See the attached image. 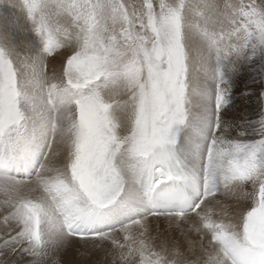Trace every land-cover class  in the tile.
Returning <instances> with one entry per match:
<instances>
[{
  "label": "snow or ice",
  "instance_id": "1",
  "mask_svg": "<svg viewBox=\"0 0 264 264\" xmlns=\"http://www.w3.org/2000/svg\"><path fill=\"white\" fill-rule=\"evenodd\" d=\"M19 7L0 28V256L46 264L77 237L112 264H264V90L258 119L226 118L244 72L264 87V0Z\"/></svg>",
  "mask_w": 264,
  "mask_h": 264
},
{
  "label": "rangeland",
  "instance_id": "2",
  "mask_svg": "<svg viewBox=\"0 0 264 264\" xmlns=\"http://www.w3.org/2000/svg\"><path fill=\"white\" fill-rule=\"evenodd\" d=\"M257 2H259V0H257ZM15 3H17V1ZM49 61L56 63L57 59L53 58ZM49 61H48V63H49ZM48 66H49V64H48ZM242 75L247 76V80L244 82H242L240 80V77ZM242 75L238 78L239 80L237 79V81H236V84H235V87L233 90V96H232L233 103H232V106L228 109L227 119L243 120L246 116L252 117L253 119H258V113L260 111V106H259V101H258V93L260 91L264 90V87H262V85L260 83L253 84L251 79L249 78V75L246 72H244ZM244 89H248L249 92L252 93V95L243 96L241 93ZM253 116H256V117L254 118ZM0 199H2V196H0ZM3 215H4V213H2V211H0V234H3V223H2ZM160 227H161V229H163L164 227H166V225L162 224ZM187 227H188V225H185V228H187ZM153 235H155V231L153 232ZM193 238L195 239V234L193 235ZM68 243L64 244L66 248H64V246H61L62 248L60 247L62 251L60 250V248L49 249L48 254L46 255V257H44V260L47 262L46 264H58L59 262H61L59 264H83V263L84 264H87V263L88 264H103V263L104 264H106V263L112 264L113 255H112V251H110L111 246L108 245L107 243H105L103 246H95V247L93 246L92 243H88L90 246L89 247V246H87L88 244H85L83 241H74L72 244L73 246H71V243H70V245ZM105 247L109 248V250L106 249ZM80 251L82 253H80ZM108 252L110 255L108 254ZM65 253H67L68 256ZM13 256H14V258L16 257L15 259H17L14 264H30V261L33 259L32 257H29V256H22L19 253H17L16 255H11L9 257H13ZM5 257L6 256H0V262L7 261V259ZM50 257L52 259H50ZM81 257H83V258H81ZM77 258H78V260H77ZM24 259L27 261L25 262ZM68 260H69V262H68ZM101 261H102V263H101Z\"/></svg>",
  "mask_w": 264,
  "mask_h": 264
},
{
  "label": "bare ground",
  "instance_id": "3",
  "mask_svg": "<svg viewBox=\"0 0 264 264\" xmlns=\"http://www.w3.org/2000/svg\"><path fill=\"white\" fill-rule=\"evenodd\" d=\"M17 1V3H15ZM21 3V0H0V28H9V27H13V26H15V25H24L25 24V17H24V13L21 11V9H20V7H19V4ZM13 30H14V28H13ZM16 35H17V37H18V39H22L23 37H22V34L21 33H19V32H16L15 33ZM53 58H55V59H57V62L56 63H54V62H51V61H49V66H48V69H49V74H51V72H52V70L53 69H55V70H57V71H59V68H60V64H61V61H62V56H60V55H58V56H56V57H52V58H49V60H51V59H53ZM239 80V79H238ZM240 80L242 81V82H244V81H246L247 80V76L246 75H242L241 77H240ZM235 103V102H234ZM246 107V106H245ZM230 115V114H229ZM254 118L256 117V116H253ZM227 118V117H226ZM232 118V117H231ZM3 213V212H2ZM194 235V234H193ZM196 238V237H195ZM74 241H81L80 239H78V238H75V237H72V238H69L68 239V241L66 242V243H68L69 245H70V243H71V246H73L72 244H73V242ZM65 243V244H66ZM75 244V243H74ZM91 245V244H90ZM64 246V248H66L65 247V245H63ZM87 246H89V244L87 245ZM90 247V246H89ZM60 248V247H59ZM62 248V247H61ZM61 248H60V250H61ZM81 248V247H80ZM83 248V247H82ZM87 248V247H86ZM85 248V249H86ZM106 248V247H105ZM76 249V248H75ZM74 249V250H75ZM84 249V250H85ZM88 249V248H87ZM92 249V248H91ZM94 249V248H93ZM106 249H108L109 250V248H106ZM81 250V249H80ZM97 250V249H96ZM62 251V250H61ZM92 251V250H91ZM90 251V252H91ZM102 251V250H101ZM107 251V250H106ZM110 251H111V249H110ZM77 252V251H76ZM79 252V251H78ZM105 252V251H104ZM80 253H82L81 251H80ZM92 253V252H91ZM94 253V252H93ZM107 253V252H106ZM66 255H67V253H65ZM75 254V253H74ZM108 254H109V252H108ZM110 255V254H109ZM65 256V255H64ZM68 256V255H67ZM74 256V255H73ZM46 257V256H45ZM56 257V256H55ZM63 257V256H62ZM76 257V256H75ZM6 259H7V262H9V264H14L15 262H16V260L17 259H15L14 258V256L13 257H9V256H6L5 257ZM18 258V257H17ZM79 258V257H78ZM78 258H77V260H78ZM81 258H83V257H81ZM95 258V257H94ZM5 259V260H6ZM22 259V258H21ZM50 259H52L51 257H50ZM69 259V258H68ZM76 259V258H75ZM85 259V258H84ZM93 259V258H92ZM25 260V259H24ZM54 260V259H53ZM58 260V259H57ZM86 260V259H85ZM94 260V259H93ZM27 260H25V262H26ZM30 261V260H29ZM51 261V260H50ZM59 261V260H58ZM57 262V261H56ZM55 262V263H56ZM68 262H69V260H68ZM85 262V261H84ZM104 262V261H103ZM47 263V262H46ZM49 263V262H48ZM53 263V262H52ZM59 263H61V262H59ZM58 263V264H59ZM87 263V262H86ZM101 263H102V261H101ZM84 264V263H83ZM88 264V263H87ZM104 264V263H103ZM106 264H108V263H106Z\"/></svg>",
  "mask_w": 264,
  "mask_h": 264
}]
</instances>
